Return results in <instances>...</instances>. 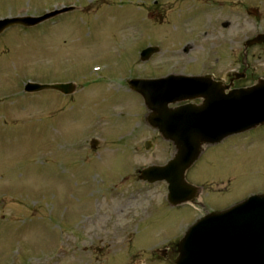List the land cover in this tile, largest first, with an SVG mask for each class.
Returning <instances> with one entry per match:
<instances>
[{"label":"rangeland","instance_id":"1","mask_svg":"<svg viewBox=\"0 0 264 264\" xmlns=\"http://www.w3.org/2000/svg\"><path fill=\"white\" fill-rule=\"evenodd\" d=\"M159 1L164 2L0 0V16H37L52 7L75 6L35 27L13 26L0 35V264H38L37 260L44 264L48 256L53 259L50 264H97L95 247L110 252L109 264H117L125 248L135 258H145L149 255L146 252L152 251V259L144 260V264H167L168 260L155 258L154 249L179 239L206 209L225 208L248 193L264 192L261 129L248 132L241 142L243 147L223 141L207 149L188 178L201 184L206 179L224 177L222 185L213 187L214 191L224 189V194L205 188L197 204L171 207L162 183L144 184L145 188L132 173L140 165L165 161L170 147L158 139L147 151L138 144L151 136L145 130L149 131L148 127L141 124V101L126 88L121 90L119 78L113 75L122 69L125 54L112 49L137 33L146 37L145 42L154 43L167 36L164 45L184 42L176 38L189 26L181 25L179 17H194L189 20L188 37L201 29L194 25L204 24L211 17L212 31H222L216 21L232 19L237 24L236 17H247L246 4L257 6L258 15L264 17V0H244L233 12H227L226 7L216 13L196 0H169L171 5L163 4L162 13L167 9V16L174 18L157 27L154 19L146 17L158 7L150 4ZM236 26L232 23V29ZM194 38L201 40L196 32ZM134 47L127 46L126 63L134 55L129 54ZM170 54H156L148 63L166 61ZM97 65L110 67L112 73ZM71 71L78 72V82L88 84L82 95L65 99L52 90L35 94L22 90L28 80H69ZM107 76L108 81L102 80ZM17 81L20 90L13 89ZM120 107L126 117L119 116ZM125 124L142 128L136 132L137 144L133 141L134 145L110 146L102 141L100 150L94 153L88 151L86 141L81 147L63 143L67 138L81 139L92 130L91 135L102 139L101 133L110 126ZM95 213L99 215L87 222L84 235L72 241L81 232L78 224ZM85 234L92 240L85 241L90 239ZM66 241L68 247H61ZM56 244L60 249L55 251Z\"/></svg>","mask_w":264,"mask_h":264},{"label":"water","instance_id":"2","mask_svg":"<svg viewBox=\"0 0 264 264\" xmlns=\"http://www.w3.org/2000/svg\"><path fill=\"white\" fill-rule=\"evenodd\" d=\"M41 20H43V18L33 19L29 23L22 20L13 22L35 24ZM33 88L35 87H31V89ZM241 92L231 94V96L234 98L237 97L236 99H241L242 96L246 94V91L243 93ZM248 92H253V94L250 93L247 96L260 99L253 89H250ZM229 97L230 96H228V98ZM212 98V95H208L204 102V106L197 111L185 109L175 114L161 112V109L155 107L154 111L156 114L151 118V122L153 125L159 126L165 136L173 138L172 126L170 125L172 120L179 117L184 121V125L186 123H189V125L195 123L196 116L208 113L209 103L211 104ZM254 106V112H252V110L247 112L244 106L239 105L238 108H235L228 114L231 115L233 119H236L235 116L239 117L237 126L240 130L246 129L257 122L264 121V103L260 105L254 99ZM166 117L168 119H166ZM240 117H243V121ZM203 124L204 122L201 125L195 124L193 129H189L187 134L181 136L182 141L179 143L181 150L179 151L178 157L169 162L168 165L163 167H152L142 171V178L154 174L156 176L152 180L165 179L169 182L170 200L174 197L180 200L183 199L181 195L183 194V186L180 187L183 185V171L196 159L198 153V150H196V143L204 139V131L207 127V125ZM175 170H179L181 173H172V171ZM166 171L169 173H165ZM258 201L260 203L255 205L259 206L258 208L253 206L249 209L248 203ZM173 202L176 203L175 201ZM248 203L234 208L229 212L212 214L201 220L194 228L192 227V230H190L177 244L179 255L174 264H209L210 261L212 264H238L239 260H237L232 250V248L235 247L232 246L233 243H236L240 239L239 237H241L243 233H246L245 235L250 238L260 237L264 239V225H262V221L257 220L258 218L264 219V196L255 197L254 200L248 201ZM252 219H254V222L248 221ZM193 232L195 233L193 234ZM231 242L233 243L229 244ZM258 251L260 252L261 259L264 261V241Z\"/></svg>","mask_w":264,"mask_h":264},{"label":"flooded vegetation","instance_id":"3","mask_svg":"<svg viewBox=\"0 0 264 264\" xmlns=\"http://www.w3.org/2000/svg\"><path fill=\"white\" fill-rule=\"evenodd\" d=\"M184 50H188V49H184ZM247 53H246V55H250V56H252V57H254V56H258V57H261V56H263L262 54H264V45H260L259 47H256V48H254V49H252V50H250V51H246ZM210 55H211V51H210ZM243 56V55H242ZM247 57V56H246ZM220 58H216V60H219ZM234 61L236 62V63H238L239 62V60L237 59V58H235L234 59ZM209 66H208V68L210 69L209 71H207L206 73H209V74H212L215 78H217V79H220V78H218L219 77V73H221V69H220V65H210V64H208ZM246 69H248V67H246ZM241 70H243V67H241V69H240V71ZM240 71H238L237 73H236V76L235 77H238V76H242L241 75V72ZM254 73H256V78H258L259 76H262L263 75V73L261 72V71H257V72H252V73H249V74H246V77H245V80L246 81H240V80H238V79H236V80H234V82H233V85H235V86H238V85H240V86H242V85H244V84H248V83H250L251 82V80L254 78ZM244 76V75H243ZM231 79V78H230ZM230 79H228V80H230ZM227 81V80H226Z\"/></svg>","mask_w":264,"mask_h":264}]
</instances>
